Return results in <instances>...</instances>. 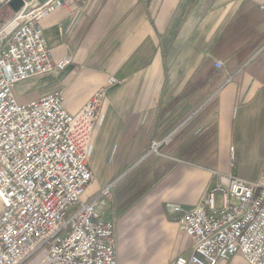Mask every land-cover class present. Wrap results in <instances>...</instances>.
Listing matches in <instances>:
<instances>
[{
    "label": "crops",
    "instance_id": "obj_1",
    "mask_svg": "<svg viewBox=\"0 0 264 264\" xmlns=\"http://www.w3.org/2000/svg\"><path fill=\"white\" fill-rule=\"evenodd\" d=\"M261 4L89 0L42 21L52 57L72 63L19 83L14 92L21 103L61 93L64 109L75 114L104 90L83 199L111 188L97 212L114 224L118 264L188 258L192 241L172 207L186 212L197 205L214 173L256 179L264 163ZM109 77L117 83L108 85ZM165 138L170 141L150 154ZM216 264L247 262L235 255Z\"/></svg>",
    "mask_w": 264,
    "mask_h": 264
},
{
    "label": "built area",
    "instance_id": "obj_2",
    "mask_svg": "<svg viewBox=\"0 0 264 264\" xmlns=\"http://www.w3.org/2000/svg\"><path fill=\"white\" fill-rule=\"evenodd\" d=\"M11 1L0 0V10ZM20 1L21 8L0 30L15 22L0 40V264H23L40 252L45 264H118L114 224L97 212L111 188L83 199L92 181L88 149L104 90L75 114L64 109L61 93L21 103L14 92L19 83L71 65L69 57H52L41 23L89 0ZM258 9L264 17V4ZM169 141L153 143L149 153L157 154ZM213 175L197 205L186 212L172 207L192 241L191 255L173 264H216L235 255L247 264H264V163L253 181ZM216 194L222 197L220 208Z\"/></svg>",
    "mask_w": 264,
    "mask_h": 264
},
{
    "label": "rangeland",
    "instance_id": "obj_3",
    "mask_svg": "<svg viewBox=\"0 0 264 264\" xmlns=\"http://www.w3.org/2000/svg\"><path fill=\"white\" fill-rule=\"evenodd\" d=\"M1 16H0V30L2 29V27L13 17L14 15V11L13 8L8 6H4L1 8ZM1 40V39H0ZM215 207L216 208H220L222 206V197L220 194H216L215 195ZM43 252L38 253L36 256L30 258L32 260H30L29 262H27V264H45L43 262Z\"/></svg>",
    "mask_w": 264,
    "mask_h": 264
},
{
    "label": "water",
    "instance_id": "obj_4",
    "mask_svg": "<svg viewBox=\"0 0 264 264\" xmlns=\"http://www.w3.org/2000/svg\"><path fill=\"white\" fill-rule=\"evenodd\" d=\"M37 3L39 4H43L44 2H46L47 0H35ZM9 6L13 8L14 12H17L21 6H22V2L20 0H12L9 3Z\"/></svg>",
    "mask_w": 264,
    "mask_h": 264
},
{
    "label": "bare ground",
    "instance_id": "obj_5",
    "mask_svg": "<svg viewBox=\"0 0 264 264\" xmlns=\"http://www.w3.org/2000/svg\"><path fill=\"white\" fill-rule=\"evenodd\" d=\"M14 24L15 22H10L3 28V30L0 32V39H2L4 36H6L11 31Z\"/></svg>",
    "mask_w": 264,
    "mask_h": 264
},
{
    "label": "trees",
    "instance_id": "obj_6",
    "mask_svg": "<svg viewBox=\"0 0 264 264\" xmlns=\"http://www.w3.org/2000/svg\"><path fill=\"white\" fill-rule=\"evenodd\" d=\"M1 12V11H0ZM0 16H1V13H0Z\"/></svg>",
    "mask_w": 264,
    "mask_h": 264
}]
</instances>
